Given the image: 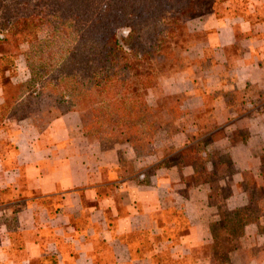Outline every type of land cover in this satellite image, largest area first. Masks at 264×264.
Returning <instances> with one entry per match:
<instances>
[{"label":"crops","instance_id":"1","mask_svg":"<svg viewBox=\"0 0 264 264\" xmlns=\"http://www.w3.org/2000/svg\"><path fill=\"white\" fill-rule=\"evenodd\" d=\"M219 5L198 21L204 41L194 45V60L204 67L184 72L181 93L192 102L190 122L212 108L209 119L221 128L212 145L232 169L225 198L232 210L247 203L234 202L242 190L234 177L244 174L264 203V0ZM2 93L0 83V110ZM79 128L76 112L42 127L0 112V264H142L203 242L211 212L205 185L187 184L191 163L156 166L151 155L144 176L131 151L100 149ZM238 131L243 137L233 138ZM188 144L177 138L175 151ZM174 214L186 226L175 246L167 236ZM241 241L245 264H264V212Z\"/></svg>","mask_w":264,"mask_h":264},{"label":"trees","instance_id":"2","mask_svg":"<svg viewBox=\"0 0 264 264\" xmlns=\"http://www.w3.org/2000/svg\"><path fill=\"white\" fill-rule=\"evenodd\" d=\"M207 1L4 0L0 43L23 56L26 77L19 82L8 77L2 85L1 114L45 124L65 113L89 111L97 123L104 120L101 134L123 136L134 152L143 139L150 145L157 126L150 120L154 109L140 92L149 87L146 76L151 71L141 70L142 63L150 58L172 61L167 46L174 42L166 40L188 36L185 21L200 15ZM168 13L177 20L165 22ZM115 24L129 29L119 42L110 30ZM236 212L229 210L225 215L232 217ZM224 221L214 222L213 227ZM250 222L244 219L241 224ZM213 227L211 255L230 264L232 249L221 245Z\"/></svg>","mask_w":264,"mask_h":264},{"label":"rangeland","instance_id":"3","mask_svg":"<svg viewBox=\"0 0 264 264\" xmlns=\"http://www.w3.org/2000/svg\"><path fill=\"white\" fill-rule=\"evenodd\" d=\"M226 1L218 0L215 4H212L211 0L207 1L202 6L200 15L185 21L184 27L188 36L180 39L172 38L166 40V42H174L173 46L170 44L167 46V55L173 57L172 61L164 63L150 58L145 63H142L141 70L148 72L150 69L151 71L149 73L150 75L146 76L149 81V87L142 89L140 92L146 105L154 109V117H151L150 120L157 126L152 134L150 145L145 143L148 139H143L142 143L136 144L134 152L131 145L125 141L123 136H106L101 134L102 130L106 128L105 124L102 126V121L104 120L97 123L91 117L89 111L76 112L80 120L79 132L81 133L80 137L82 139L95 144L100 149L117 148L120 152H124V150L131 151L134 153L135 163H137L136 160L140 162V173L144 176L149 175L151 169H153L152 165H147V157L155 155L157 161H159L156 166L184 162L191 163L195 168V172L193 174L194 176L192 175L193 177L188 180V186L198 181L205 185L207 192L206 202L211 212V217L209 215L208 231L206 232L207 237L202 243L191 246L186 252L182 253L175 248L171 252H165L163 250L156 255H151L150 258L146 257V263L142 264H223L221 257L211 255L210 246L212 240L210 227H213L214 222H219L224 219L226 221L222 225L217 224L212 230L217 234L218 241L222 246L232 249L229 254L230 264H245V251L239 249L240 242H242L241 236L243 235L245 227L241 223H243L244 219L255 222L261 214V208H264L262 191L258 188L251 189L255 184V179L250 174H244L234 177L236 180H241L239 185L242 189L235 194L236 200L238 198L239 201L234 202H240L241 198L245 202L247 200V203L245 206L232 209L238 210L232 217L225 215L226 211H229L225 201L227 199L225 198L229 193L228 185L230 183L229 177L232 175V169L228 166L224 155L222 157V155L218 154L220 151L219 148L216 149V153L212 145L215 136L219 135L221 128L216 127L209 119L212 114V108H209L210 110L208 109L209 112L206 111L201 116H196L198 123L196 122L194 124L192 121L191 123V114L187 108L192 102L188 101L189 98H186L181 93V89L184 87V81H182L183 78L181 77L184 72L193 66H199L201 69L204 67V64L194 60V45L204 41V35L198 21L201 20L202 16L218 10L220 2ZM2 5H4V0H0V8H2ZM87 18L88 16H86V20ZM176 20L177 16L174 13H168L165 16V22L167 23ZM80 21L87 30L89 29L87 25L92 21V15L87 25L83 22L82 18ZM157 29L159 30L158 27ZM110 30L114 35V39L119 42L120 39L126 36L129 29L127 26H116L115 24ZM0 45V53H2L0 54V83L3 85L8 77L11 78L13 76L12 81L19 82L20 78L26 77L23 56L20 53L17 54L15 49L10 45L4 43H0ZM19 49L22 52L25 50V46L22 45ZM208 100L209 103L211 100ZM42 124L43 122L39 124V127H42ZM243 135L244 132L242 131H238L236 134L232 133L233 138ZM225 136L228 137V140L229 138L233 140L229 133H225ZM182 137H185L189 144L185 150L175 151L174 140ZM154 157H151V159L153 158L154 160ZM259 170L263 171L261 167H259ZM242 208H245V210L241 211ZM171 221L173 222V229L172 231L167 230V236H172V245L175 246L178 244V238H176L178 231L176 230L182 233L183 229L181 230V228L186 226L181 222L177 214L171 217ZM258 248L257 246L252 247L248 255L252 257L256 255Z\"/></svg>","mask_w":264,"mask_h":264}]
</instances>
